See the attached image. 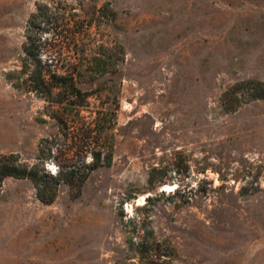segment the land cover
Returning <instances> with one entry per match:
<instances>
[{
	"label": "rangeland",
	"instance_id": "374dc122",
	"mask_svg": "<svg viewBox=\"0 0 264 264\" xmlns=\"http://www.w3.org/2000/svg\"><path fill=\"white\" fill-rule=\"evenodd\" d=\"M38 1L72 19L78 41L57 63L81 69L89 104L72 121L101 111L112 159L51 204L6 178L0 264H264V97L224 99L264 81V0H0V153L31 162L42 138L69 142L15 73Z\"/></svg>",
	"mask_w": 264,
	"mask_h": 264
},
{
	"label": "trees",
	"instance_id": "16d2710c",
	"mask_svg": "<svg viewBox=\"0 0 264 264\" xmlns=\"http://www.w3.org/2000/svg\"><path fill=\"white\" fill-rule=\"evenodd\" d=\"M46 36H51V42H45ZM77 36L71 18L60 16L47 2H37L36 10L27 21L24 54L20 69L15 73L22 79L25 89L49 101L51 116L57 120L59 128L65 130L69 142L59 148L56 138H42L36 160L32 162L18 153H0V185L8 177L29 179L36 188L37 197L46 204L56 200L62 184L69 185L73 197L77 198L91 172L112 159L111 150L102 145L99 137L109 128L100 117L101 111L81 125H75L72 121L75 116L83 118L81 112L89 105L87 91L79 85L78 75L82 71L59 66L57 62L66 49H70L71 41H78ZM88 56L89 53L83 51V57ZM95 58L99 57L95 55ZM15 73H10L9 77ZM245 96L250 100L263 98L264 81L244 79L235 82L224 94L226 107L235 110L243 103ZM56 150L64 162L59 163L57 173H51L46 163L54 157ZM88 154L92 156L89 162L86 158ZM152 235L153 231H147L140 237L138 248L141 251L149 250L148 242L146 246L144 240Z\"/></svg>",
	"mask_w": 264,
	"mask_h": 264
}]
</instances>
